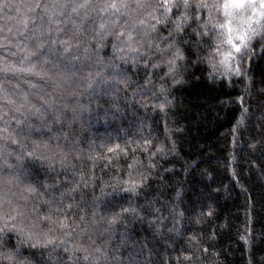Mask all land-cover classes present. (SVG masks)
Masks as SVG:
<instances>
[{
	"label": "trees",
	"instance_id": "16d2710c",
	"mask_svg": "<svg viewBox=\"0 0 264 264\" xmlns=\"http://www.w3.org/2000/svg\"><path fill=\"white\" fill-rule=\"evenodd\" d=\"M261 3L0 0V264H264Z\"/></svg>",
	"mask_w": 264,
	"mask_h": 264
},
{
	"label": "snow or ice",
	"instance_id": "6c2138e0",
	"mask_svg": "<svg viewBox=\"0 0 264 264\" xmlns=\"http://www.w3.org/2000/svg\"><path fill=\"white\" fill-rule=\"evenodd\" d=\"M243 5H244V0H231V6L234 8H240V7H243ZM114 6L115 5H113V7ZM228 7H229V4L226 3L225 8H228ZM261 7L264 8V0H262ZM239 39L241 40V43H244L243 37H240ZM229 42L231 43V41H229ZM232 47L235 49L236 52L241 51V47L236 45V44H233Z\"/></svg>",
	"mask_w": 264,
	"mask_h": 264
}]
</instances>
